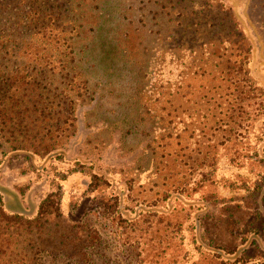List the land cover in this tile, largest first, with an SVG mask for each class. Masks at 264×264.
<instances>
[{
	"label": "rangeland",
	"instance_id": "1",
	"mask_svg": "<svg viewBox=\"0 0 264 264\" xmlns=\"http://www.w3.org/2000/svg\"><path fill=\"white\" fill-rule=\"evenodd\" d=\"M50 2L61 14L58 21L56 15L50 19L57 22V28L42 25L40 29L37 23L31 24L26 1L5 0L0 9V36L5 40L14 36L0 54V70L17 69L19 61L14 59L20 56L21 63L30 52H47L51 60L56 58L47 65L25 66L33 75L41 68L56 80L50 84L40 81V90L36 81L28 80L27 88L9 90L15 92L14 100L9 94L2 96L6 83L0 79L4 207L34 218L42 200L53 194L44 218L50 248L37 254L39 262L264 264L263 192L252 194L246 183L247 172H258L260 165L253 159L240 160L237 169L226 164L240 150L239 138L217 148V171L210 181H201L210 172L213 140L223 134L219 128L226 126L225 120L240 110L251 118L264 117V0L116 1L120 10L111 16V26L121 49L116 61L124 69L116 71L117 83L110 87L104 84L105 69L87 64L82 70L89 80L84 85L83 77L76 76L73 84L79 86V82L81 92L61 74L63 70H71L72 75L78 72L72 66L79 64V54L89 56L81 47L91 38L87 24L99 13L94 7L97 0H77L74 15L68 13L70 6L63 0ZM76 17L78 23L73 20ZM11 52L16 53L15 58ZM140 66L145 70H138ZM139 74L144 75L141 88L135 84ZM96 83L104 85L97 89ZM249 86L251 92L245 90ZM66 89L70 90L68 96L76 94L72 98L78 102L72 134L66 133L60 140L62 156L55 160L31 154L28 149L48 144L46 138L39 140L52 123V96L67 98ZM116 93L121 97H115ZM136 101L147 104V109L118 107ZM169 101L176 108L171 115L183 119L170 134L158 130L159 116L168 112ZM39 105L45 109L40 128V122H34ZM123 112L138 117L137 127L125 140L111 127L113 120L106 121ZM14 146L25 149L12 151ZM203 156L206 158L200 161ZM234 171L238 176L230 177ZM176 191L183 193L182 202L195 200L207 206L201 234H195L193 220L185 223L194 211L186 202L178 201L181 211L143 213L132 221L138 205L146 210L174 205ZM195 235L198 241H194ZM216 244L224 248L217 249ZM238 246L244 248L241 253L236 251ZM238 255L241 261L234 262Z\"/></svg>",
	"mask_w": 264,
	"mask_h": 264
},
{
	"label": "trees",
	"instance_id": "2",
	"mask_svg": "<svg viewBox=\"0 0 264 264\" xmlns=\"http://www.w3.org/2000/svg\"><path fill=\"white\" fill-rule=\"evenodd\" d=\"M12 1V0H11ZM21 1V0H16ZM29 3V11L28 19L31 24H36V26H39L41 29L42 25L44 28H57V22H54L50 19H53L51 16H59L56 18L58 21L61 17V14H59L58 11L54 10V5L50 1L55 0H23ZM77 0H63V2L70 6V9L68 10V13L70 15H74L73 13L76 11V8L79 7L77 3H75ZM113 0H97L96 6H94L97 9H99V13L97 14L94 22L88 23V31L90 32V40L85 42V44L82 45L81 50L82 53H84L87 58L84 57L82 54H76L73 52L72 55L75 57L78 56L79 64H74L72 66L73 70H76L78 72H74L72 75L71 70H63L61 77L64 76V79L68 81V84L71 85L73 88H77V90L81 92L82 87L80 86V83L78 82V85H73L74 83H77L76 76L83 77L81 81L84 83L89 80V78L86 77V75L83 74L84 66H87V64H90V66L95 64V68L102 69L104 68V77L105 82L104 84H108L107 86H113L116 85L115 78H116V71L120 69H124V67H121L117 61L116 57L117 54L120 56V53L118 52V46H116V36L114 32V28L111 26L112 23V15L116 14V12H119V4H115V0L112 4ZM40 5V8L37 9V5ZM45 4V5H43ZM5 0H0V9L4 7ZM42 5L45 7V9L42 10ZM206 5V4H203ZM93 7V8H94ZM207 8H209V4L207 5ZM49 18V19H48ZM156 19V18H155ZM55 20V21H56ZM73 20H75L76 23H78L77 17ZM42 21V22H41ZM54 23L56 25H54ZM80 25V24H79ZM13 35L10 34L8 39L5 40L4 36H0V54L2 52H6L9 42L8 40H13ZM211 41V40H210ZM220 42V41H219ZM205 45V44H204ZM146 51L148 49V45L145 47ZM86 51V52H85ZM121 51V49L119 50ZM32 54V55H31ZM12 57L15 58L16 53L10 54ZM29 55H23V60H21L20 63V56H18L16 59H14L16 62L19 61L17 69L14 70H0V79H2L6 84L4 87L5 91L3 92L2 96L9 94L8 98L11 99L13 95H15V92H9L12 88H17L20 90V88H27L25 85L27 84V81H36L37 83V90L41 89V82L47 81L49 84L51 81L56 80L54 77H50L48 75H45L44 72L41 70V68H36L35 73L29 71L25 66H28L30 64H35V66L38 65V63L42 65H47L49 62L55 61V59H50V56L47 52L45 53H33L30 52V57H27ZM148 55V54H147ZM74 57H72L71 60H73ZM1 59V58H0ZM59 62H61L59 59H57ZM84 63V64H81ZM92 63V64H91ZM142 64H147L142 63ZM242 66V65H241ZM15 68V67H13ZM26 68V69H23ZM1 69V67H0ZM143 70L144 66L138 67V70ZM45 70V69H44ZM86 70H89V68H86ZM145 70V69H144ZM2 71V72H1ZM92 71V70H91ZM92 74V72H91ZM92 76V75H90ZM118 77V76H117ZM60 79V78H58ZM140 79H144V75H138V79L136 80L135 84H138V88L143 87L144 85L140 83ZM38 81V82H37ZM41 81V82H40ZM104 84L96 83L95 87L97 89L101 88V85ZM31 85V84H30ZM67 88V86L65 87ZM29 89V88H28ZM72 90V88H71ZM245 90L251 92L252 88L251 86L246 87ZM254 90V88H253ZM96 91V90H94ZM79 92V93H80ZM70 93L69 89H66V92L64 93L67 95V98H57V94H54L52 97V109L53 113L51 115L52 123L47 127V133H44L43 136L40 134V140L43 138H46L49 140L48 144H44L41 147H35L29 150V152L33 155L38 156H49L50 159L58 160L60 156H62L63 151L62 148L59 147L60 140L63 136H69V134H72L73 128H74V121H75V111H76V104L77 99L72 98V96H76V94H72V96H68ZM115 92H112L114 94ZM261 95L264 96V92L261 93ZM70 97V98H69ZM115 97H121V94H115ZM69 98V99H68ZM117 98V99H118ZM13 99V97H12ZM14 100V99H13ZM172 101L168 102V105L166 107L167 113L163 116H159V125L160 127L158 130H163V132L167 131V133H171L172 130L177 129V127L182 122L179 119L176 120V115L170 112H175L174 109H176L172 103ZM126 103L122 102L119 104L118 107H121L123 110L131 109V110H138V109H147V104L138 103V101L134 102L132 106H125ZM41 105V104H40ZM38 106L37 109L40 111L39 115L36 119H34L35 123L40 124L37 126L40 128L44 117L41 118L42 114H44V108L41 106ZM115 109V108H114ZM113 109V110H114ZM264 109V107H263ZM35 112V110H33ZM256 116H259L260 113L255 114ZM156 117V115H153V118ZM11 118V117H10ZM138 117L127 114V112H123L120 115H117L113 118H106V121L113 120L114 125L111 127H114L115 129H118L122 134V139L125 140L127 136L131 135L133 133V130L136 125V119ZM156 119V118H155ZM12 119H9L11 121ZM61 120H63L61 122ZM111 120V121H112ZM217 124L216 119H212ZM224 121V120H223ZM226 121V126H222L223 128H219L220 132L223 131V134L219 137L213 140L212 148L214 149V153L212 154L210 160L211 165L210 172L206 175H202L201 181L206 182L211 180V176L217 171V166L219 164V153L217 152L218 147L225 148L233 138H236L239 140V145L241 146L240 150L235 151L236 153L232 155L230 159H228V162L226 163L230 168L237 169L240 164L239 161H249V159H253V161L260 165V170L258 172H247L246 176V183H248L249 190L252 194H255L256 192H263V196L260 195V198H264V141L262 138L264 137V117L263 118H251L249 114H246L243 110H240L239 114L232 115L228 120ZM155 122V121H153ZM112 123V122H111ZM135 123V124H134ZM228 125V126H227ZM179 128V127H178ZM47 135V137H45ZM255 141L253 143V141ZM257 142V143H256ZM257 144V145H255ZM254 149L252 153L246 152L250 149ZM25 148H19V147H12V151H22ZM206 157H202V159H205ZM205 163V162H204ZM204 163H201L204 165ZM239 172H232L230 177L238 176ZM250 176V177H248ZM248 188H246V191ZM185 191V190H183ZM193 191V190H192ZM177 193L174 194V197L172 199H176V203L170 204L167 203L165 205H155V206H149L150 209L146 210L145 207L142 205H138V211L134 213L132 216V221H135L137 218H139L143 213H167L172 214L175 211H181L178 204V201L180 203H185L180 200V198L183 196V193L176 191ZM181 196V197H180ZM171 198V196H168ZM53 199V194L47 195L41 202L39 207L38 215L34 218H26L21 210H15L14 208H5L2 196L0 192V264H42L37 259V254L47 248H50L51 240L47 235V226L45 225V222L47 219L45 214L48 213L46 209V204L49 200ZM185 204H188L190 208H194L193 214H189L187 217V220L185 223L190 222L191 220L194 221L195 229L198 230L195 234H201L203 227L201 224L202 217L206 214V208L207 206L205 204H200L195 200H189V202H186ZM148 207V206H146ZM192 212V211H191ZM195 217V218H194ZM42 219H44L42 221ZM183 228V222L181 219V222L179 223ZM194 241L197 240V236H194ZM169 245V243L167 244ZM201 245V244H200ZM218 245V246H217ZM202 246V245H201ZM179 247V246H178ZM205 247V246H204ZM203 247V248H204ZM215 247L218 249L224 248L221 244H216ZM206 250H209L205 247ZM240 251V253L244 250L243 247H236V251ZM218 255H221V253H217ZM241 257L240 255L236 256L234 259V262H239Z\"/></svg>",
	"mask_w": 264,
	"mask_h": 264
}]
</instances>
